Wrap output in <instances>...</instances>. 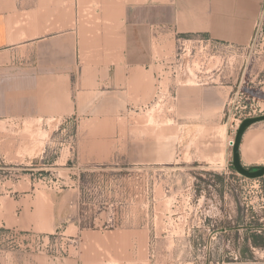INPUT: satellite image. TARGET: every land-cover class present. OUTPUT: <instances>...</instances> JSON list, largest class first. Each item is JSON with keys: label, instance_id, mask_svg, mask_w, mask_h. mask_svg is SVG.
I'll list each match as a JSON object with an SVG mask.
<instances>
[{"label": "rangeland", "instance_id": "obj_1", "mask_svg": "<svg viewBox=\"0 0 264 264\" xmlns=\"http://www.w3.org/2000/svg\"><path fill=\"white\" fill-rule=\"evenodd\" d=\"M96 17L85 9L75 22ZM178 36L194 34L162 36L151 93L128 105L116 106L105 87L94 90L87 73L107 62L93 57L96 43L80 49L67 38L59 58L64 75L34 83L27 112L0 98V180L10 177L24 199L67 194L71 209L56 230L26 231L28 247L8 252L51 264H264V247L252 244L254 233L264 235V177L238 174L229 146L245 117L264 115V5L252 38L210 46L191 79L171 63ZM3 78L0 95L14 75ZM204 88L217 93L200 94ZM240 149L246 168L264 166V122L245 132ZM10 185L0 182V191ZM113 232L119 236L112 241ZM59 234L79 242L62 263L48 253L55 248L38 250ZM112 242L124 248L115 256L104 249Z\"/></svg>", "mask_w": 264, "mask_h": 264}, {"label": "crops", "instance_id": "obj_2", "mask_svg": "<svg viewBox=\"0 0 264 264\" xmlns=\"http://www.w3.org/2000/svg\"><path fill=\"white\" fill-rule=\"evenodd\" d=\"M263 5L264 0H0V81L14 75L1 86L0 98L27 112L33 105V90L39 89L34 83L64 75L59 58L65 54L67 38L79 43L80 49L85 47L82 43H96L93 57L107 62L103 69L87 73L93 76L94 90L105 87L116 95V106L128 105L151 93L162 36L204 34L242 45L252 38ZM85 9L95 10L99 18L88 24L75 22ZM66 11H73V16L66 19ZM214 90L200 89V94H216ZM181 95L184 111L190 113V92ZM108 111L112 115V109ZM0 182L12 184L6 192L0 191V227L50 234L71 214L67 194L50 193L47 198L41 193L24 199L10 177ZM118 236L113 232L109 238ZM104 249L115 256L124 248L112 242ZM0 264L51 263L43 257L0 250Z\"/></svg>", "mask_w": 264, "mask_h": 264}, {"label": "built area", "instance_id": "obj_3", "mask_svg": "<svg viewBox=\"0 0 264 264\" xmlns=\"http://www.w3.org/2000/svg\"><path fill=\"white\" fill-rule=\"evenodd\" d=\"M175 41L177 49L171 63L172 65H175V67H180L181 74L188 73L190 79L192 78L190 71H193V63L195 60H197V58L201 60V70H203L205 67V61L203 60L204 58L201 57L202 54H204V51L210 46L216 47L223 45V42L215 41L204 34H196L194 36L186 37L178 36ZM193 51H195L194 54ZM204 80L205 79L202 76L197 79L198 85H204ZM161 88V85H159V92ZM155 98L159 102L158 98ZM248 116L249 118L253 117L252 114H249ZM248 116L244 119L248 118ZM234 143L235 142L232 141L229 146L233 148ZM28 236L27 233L20 232L17 229L0 227V245H2L3 250L7 252L15 248L26 249L28 245L24 243V240H27ZM55 238L54 241V236L52 238L47 236L44 239V243L38 247V250L45 251V249L51 250L55 248L56 251L48 253H50L52 259L56 261V263H62V261L69 258L72 249L78 250L79 248L77 237H69L65 234H59L58 237ZM20 240H22V242H18Z\"/></svg>", "mask_w": 264, "mask_h": 264}, {"label": "water", "instance_id": "obj_4", "mask_svg": "<svg viewBox=\"0 0 264 264\" xmlns=\"http://www.w3.org/2000/svg\"><path fill=\"white\" fill-rule=\"evenodd\" d=\"M264 122V115L245 119L239 127L233 146V167L236 172L248 179H258L264 177V166L246 168L242 163L241 143L245 132L253 125Z\"/></svg>", "mask_w": 264, "mask_h": 264}, {"label": "trees", "instance_id": "obj_5", "mask_svg": "<svg viewBox=\"0 0 264 264\" xmlns=\"http://www.w3.org/2000/svg\"><path fill=\"white\" fill-rule=\"evenodd\" d=\"M252 237H253V240H254V243H252V244H253V246L255 248H263L264 247V235H259V234L254 233L252 235ZM257 239H261L262 240V243L261 244L260 243H257Z\"/></svg>", "mask_w": 264, "mask_h": 264}, {"label": "bare ground", "instance_id": "obj_6", "mask_svg": "<svg viewBox=\"0 0 264 264\" xmlns=\"http://www.w3.org/2000/svg\"><path fill=\"white\" fill-rule=\"evenodd\" d=\"M264 150V149H263ZM188 159V158H187Z\"/></svg>", "mask_w": 264, "mask_h": 264}]
</instances>
